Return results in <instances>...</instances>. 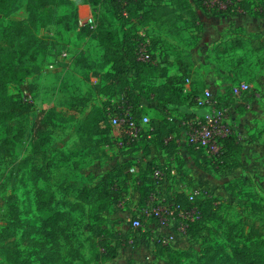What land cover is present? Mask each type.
Listing matches in <instances>:
<instances>
[{
  "label": "rangeland",
  "instance_id": "1",
  "mask_svg": "<svg viewBox=\"0 0 264 264\" xmlns=\"http://www.w3.org/2000/svg\"><path fill=\"white\" fill-rule=\"evenodd\" d=\"M68 1L65 6L39 10L35 24L28 0H18L9 16L0 17V42L7 25L23 20L28 33L21 44L36 38L30 52L44 49L31 57L35 58L34 70L28 80L34 109L0 125V143L4 138L14 139L9 143L12 155L0 153V264H17V259L42 264L44 245L62 258L48 264H168L157 252V233L138 232L131 225L138 210L132 197L136 191L133 177L121 192L124 196L105 211L97 209L94 196L82 192L84 186H94L107 176L123 188L119 184L131 166L133 152L126 153L116 143L107 145L104 136H89L80 129L89 112L108 102L109 96L97 92V83L104 84L111 70L103 60V45L81 20L92 15L98 24L104 20L122 33L121 22L105 0L96 5ZM175 1L165 0L164 4L176 10ZM254 3L255 9L264 10V0ZM181 14L169 12L163 23L145 19L138 28L155 37V55L172 74L183 72V86H196L201 94L211 91L214 105L169 107L167 114L205 116L216 111L238 137L242 153L231 160L232 166L220 169L203 154H194L186 143L171 156L155 150L153 156L156 164L164 160L176 169L177 175L169 176L171 182L181 173L183 178L186 171L191 192H208L222 204L195 234L170 245L186 253L183 261L187 264H221L235 246L249 247L260 241L264 248V17L236 13L238 24H233L231 36L241 40L242 47L225 51L230 46L221 38L214 42L213 50L198 55L190 46L201 25L191 22L187 11ZM64 48L71 57L58 59ZM130 76L134 81L137 74L131 71ZM148 82L160 79L144 78L139 86ZM242 82L251 89L236 96L234 86ZM9 91L17 99L22 97L19 85L11 84ZM147 108L144 113L151 118L164 116L151 103ZM42 110L47 112L39 125L36 121ZM22 160H27L26 165L14 166ZM49 209L65 213L52 236L44 227Z\"/></svg>",
  "mask_w": 264,
  "mask_h": 264
},
{
  "label": "trees",
  "instance_id": "2",
  "mask_svg": "<svg viewBox=\"0 0 264 264\" xmlns=\"http://www.w3.org/2000/svg\"><path fill=\"white\" fill-rule=\"evenodd\" d=\"M18 0H0V17L9 16L16 5ZM103 0H86L87 3L96 5ZM112 8L113 16L115 19L121 22V30L114 29L110 23L103 20L102 23H97L96 27L91 28L86 26L92 32V36L99 39L104 47L103 60L106 65H110L111 70L108 72L106 82L104 84L97 83L98 93L105 96L115 97L117 94H122L127 92L130 96L135 97L136 101L139 102L142 95L150 98L154 96V102H156L157 107L162 110L168 111V108H180L181 106L197 105L196 97L201 94L197 90L184 91V86L182 84V75L178 77L169 76L168 66H164L159 60L157 64L144 63L138 59V45L144 40L143 32L138 28V23H142L145 19H153L160 23H163L162 19L169 14V12H177L181 14L182 11L188 12L190 15L189 19L191 22L196 23V15L192 8L193 4L202 6L208 13L210 9L205 4V0H176L178 3L176 10H173L172 6H167L165 0H105ZM261 0H234L233 5H229L227 9H215L212 11L213 15H233L240 11L255 13L256 16L264 17V10L253 7L254 2ZM68 0H28L27 9L30 11L33 17V23L35 24L34 18L36 14L41 9H48L51 7H61L68 4ZM171 8V9H170ZM175 9V8H174ZM182 9V11H180ZM185 15V14H184ZM183 14L180 17L184 16ZM140 21V22H138ZM26 23L23 20L13 21L11 25H7L3 31V38L0 42V125L6 121L12 120L15 115H24L34 109V103L25 101L23 96L25 93L29 92L30 83L27 82V78L33 73L34 59L31 57L36 56L38 53H43L44 49L42 47H37L33 49V41H29L26 44H21L22 38L28 33ZM146 33V32H145ZM150 35V34H148ZM152 38V48L155 52L157 43L155 37L150 35ZM33 38L35 36H32ZM241 40H234V46L242 47ZM159 42V40H158ZM23 48L21 49V46ZM46 45L44 48L46 49ZM244 45V44H243ZM236 48V47H235ZM29 53L31 55H29ZM164 61H167L166 59ZM134 71L137 77L134 81H131L130 73ZM148 80L155 78H167L164 83L157 84L148 82L146 86H139V80L143 82V79ZM11 84L19 85L23 92L20 99L15 98L13 94L9 91V86ZM138 89V90H137ZM137 93V94H136ZM108 98V99H109ZM134 99V100H135ZM108 102L105 101L100 106L95 107L91 112H89L85 118L82 120L80 129L88 134L92 135H102L104 136L105 143L115 144L112 138L113 132L118 134H123L124 131L121 129H115L110 121L106 107ZM148 108L139 109L137 114L142 115ZM174 110V111H175ZM47 111H40V116L36 121L39 125L42 123V115ZM171 112V111H170ZM195 113H187L184 116L190 117L194 116ZM51 115L47 114V119ZM172 117H183L181 115L172 113ZM151 124L154 129L144 133L140 143L136 146L133 143V147L129 150H125L126 153L135 152L139 148H143L146 153H150V143L153 142L157 144L160 148L164 149L169 156L173 155L178 150V144L176 141L167 140L168 136L174 133L179 134V128L177 123L170 120L167 117H152ZM38 125V126H39ZM178 129V130H177ZM222 149L225 151L223 155V164L219 165V162L212 164L208 157L205 155L202 149H197L194 146H190L194 154H203L208 162L215 168H224L226 166H232V159H236L238 154L242 153V145L238 142L236 135L233 133L228 134L220 138ZM0 143V153L5 155H12V150L9 143H13L14 139L4 138ZM144 160V159H143ZM27 160H22L14 166L26 165ZM231 163V164H230ZM134 165L136 171L135 173L130 172V168ZM152 166V168H151ZM157 166L156 163L150 160L140 161V163L131 160V166H128L127 175L121 180L118 185L113 180L111 176L105 177L101 182L94 186H84L82 192L90 194L95 197L99 202V211L108 210L111 204L118 201L122 196V190H126L127 182L129 178L133 177L134 182H136V191L132 195L133 201H136L135 206L138 210L144 207L146 204L149 194L152 190L151 174ZM170 172V170H169ZM179 173H181L179 171ZM182 178V173L181 176ZM186 178V171L183 173V178ZM178 199L182 202L185 208L191 209L197 207L199 214L194 221L190 223L188 233L195 234L197 230L203 227L206 220H209L215 209L222 205L218 198L215 196H196L194 201L189 200V194L182 192L177 195ZM141 207V208H140ZM136 210V213L137 211ZM48 219L44 222V227L47 235L52 236V232L56 230L54 227L60 222L65 215L64 212L55 211L53 209L48 210ZM212 218V217H211ZM148 234V232H145ZM44 245V244H43ZM44 261L42 264H48L49 261L55 260L60 261L61 255L56 254L55 251L47 248L44 245ZM157 252L166 258L168 264H187L184 262L186 253L183 250H179L170 244L158 243ZM17 264H28L27 260L17 259ZM64 264H72L66 261ZM221 264H264V248L263 242H254L249 247L235 246L233 249V254L228 256Z\"/></svg>",
  "mask_w": 264,
  "mask_h": 264
},
{
  "label": "built area",
  "instance_id": "3",
  "mask_svg": "<svg viewBox=\"0 0 264 264\" xmlns=\"http://www.w3.org/2000/svg\"><path fill=\"white\" fill-rule=\"evenodd\" d=\"M205 4L210 9L211 13L209 14H212V11L215 9H227L229 5L234 4V0H205ZM81 21L84 26L96 27V18L92 15L83 18ZM142 35L144 36V40L138 45V59L144 63L157 64L159 60L153 51L151 36L145 32ZM67 53V50H64L62 56H67ZM250 89V84L242 82L234 86V93L236 96H240L249 92ZM212 96L209 90L199 94L196 97L197 105L199 107L206 106L207 104L214 105ZM23 99L33 102L34 97L32 93L27 92L24 94ZM153 100V95L150 98L142 95L140 101L137 103L127 92H123L119 97L115 96L108 99L106 110L110 121L115 129L124 131L123 134L113 132L111 135L121 149L129 150L134 145L137 146L144 133L154 129L149 114L144 113L141 116L137 114L139 109L147 108L148 104ZM224 122H226V119L214 110L205 116L199 114L190 117L183 116L176 120L177 125L180 126V134H171L167 140L174 139L178 144L186 143L188 146L202 149L212 164L219 162V165H221L224 162L223 155L225 151L222 149L220 138L234 132ZM238 142L240 141L238 140ZM133 143L136 144L133 145ZM132 160H135V158H132ZM157 166L159 167H155L151 174L152 190L148 200L144 207L139 209L136 215L133 216L131 225L138 232L153 231V233H157L154 227L149 224L148 219H150L157 228L170 230L175 227L177 234L186 237L189 235L188 229L190 223L196 219L199 210L197 207L191 209L185 208L177 196L171 195L167 191V184L171 183L169 176L177 175L176 169L166 164H157ZM135 170L133 165L130 171L134 173ZM188 194L191 201H194L196 196L199 195L213 196L202 190H195ZM156 236L158 241L165 245L173 243L176 237L175 233L169 231H165L162 234L157 233Z\"/></svg>",
  "mask_w": 264,
  "mask_h": 264
},
{
  "label": "crops",
  "instance_id": "4",
  "mask_svg": "<svg viewBox=\"0 0 264 264\" xmlns=\"http://www.w3.org/2000/svg\"><path fill=\"white\" fill-rule=\"evenodd\" d=\"M192 8H193L195 15H196V18H197L196 23L201 25V30H200V34H199L197 40L195 41V43L192 46H190L191 52L198 53V55H202L203 52H205V51L213 50L214 42H220L221 38H222V40L226 39L228 41L229 46H230L229 49H227V50L225 48V51H228V50L229 51H235L236 49L241 48V47L233 48V47H235L234 46V40H235L234 37L235 36L234 37L231 36L232 29H234L233 24H238L237 19L235 18L236 14L222 15V16L209 14L202 6H199L197 4H193ZM240 33H243V36L247 35V32H240ZM64 50H67V52H68L67 56L71 57L70 56L71 55L70 50L68 48H64L62 50V52ZM54 51L55 50H52V52H54ZM57 58L62 60L64 58V56H62V54H61ZM53 65L56 66L57 63L56 64L54 63ZM182 74H183L182 71L181 72L179 71L178 73L176 72L175 74L174 73L172 74L169 71V76H171V77L181 76ZM29 77L27 78V82L32 83L28 80ZM159 79H160V82H158L157 84L164 83L167 81V78H159ZM192 79H194V76H192ZM191 89L196 90V86L192 87L191 84L185 83L184 91H188ZM151 105H153L154 107H157L156 102H154V101L151 102ZM182 107H188V105L181 106V108ZM43 109H45V108H43ZM157 110L160 113H162L164 115V117H167L174 122H176V120L179 118V117L173 118L172 114L168 115L166 110H162L159 107H157ZM177 127L180 129L179 125ZM181 145L182 144H178L177 148L180 149ZM150 148H151L150 153H146L143 148H139L137 151H135L132 155V158H135L134 161H136L137 163H140L141 160L142 161L150 160L154 163H158V162H155V159L153 156L154 150H155V153L158 151V152L162 153V156H165V157L168 156V153L164 149L160 148L157 144H155L153 142L150 143ZM161 163L162 164H166V163L169 164V162L164 163V160ZM166 189L168 192L171 193V195H175V196H177L178 194H180L182 192H186V193L191 192L189 190L190 189L189 182L186 180V178L185 179L175 178L173 182L167 184ZM135 208H137V207H134V209ZM154 230L158 234L159 233H161V234L165 233V231L175 233L176 237H175L174 242H178V244H179V241L181 240V237H184L180 234H177L175 227L171 228L170 230H162V229L154 226ZM174 242H173V244H174ZM176 248H178V247H176Z\"/></svg>",
  "mask_w": 264,
  "mask_h": 264
}]
</instances>
